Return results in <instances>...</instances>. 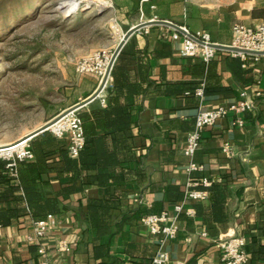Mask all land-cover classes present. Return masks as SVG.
<instances>
[{
  "label": "crops",
  "instance_id": "crops-1",
  "mask_svg": "<svg viewBox=\"0 0 264 264\" xmlns=\"http://www.w3.org/2000/svg\"><path fill=\"white\" fill-rule=\"evenodd\" d=\"M86 1L90 8L99 5L100 12L113 7L121 32L115 37L119 38L117 47L130 28L153 20L173 22L191 34L207 32L215 44L221 45L233 43L236 25L254 27L264 23V0H111L112 5L106 0ZM172 32L173 28L166 25L147 26L134 34L118 55L117 60L122 56L130 76L123 102L130 106L133 125L124 133L126 149L109 150L118 158L109 172L125 173V178L116 176L106 187L99 185L91 172L82 192L61 198L58 223L44 240L51 264H152L159 249L169 256L165 264H221L222 251L217 242L232 236L246 239L250 264H264V58L249 59L244 67L250 70L237 72L238 58L220 50L212 60L213 76L208 78L206 68L196 75L195 67L203 60L184 57L181 41L174 40ZM87 77V93L64 110L98 90L99 76ZM207 79L216 86L215 92L202 97L187 95L194 83L205 84ZM112 81L104 93L105 104L100 98L94 100L104 107ZM243 100L252 103L253 108L229 112L202 132L200 147L192 158L185 154L188 136L201 111L230 107ZM54 116L51 114L47 120ZM191 161L202 169L189 173ZM45 179H51L48 195L56 197L63 183L56 173ZM203 180L224 188L222 203L212 209L211 194L206 191L208 197L199 201L204 209L196 213L195 201L184 199L176 237L160 245L143 218L163 212L175 217L168 188L201 190L205 187ZM89 201L112 203L108 210L100 209L105 218L102 226L90 223ZM31 233L30 219L0 227V264L38 263L39 247L27 239ZM60 239L67 240L69 252L56 250Z\"/></svg>",
  "mask_w": 264,
  "mask_h": 264
},
{
  "label": "rangeland",
  "instance_id": "rangeland-1",
  "mask_svg": "<svg viewBox=\"0 0 264 264\" xmlns=\"http://www.w3.org/2000/svg\"><path fill=\"white\" fill-rule=\"evenodd\" d=\"M61 2L64 12L57 8ZM86 3L0 0V145L18 142L87 93V76L96 74L81 73L80 63L117 47L113 7L84 10ZM68 11L74 15L64 19Z\"/></svg>",
  "mask_w": 264,
  "mask_h": 264
},
{
  "label": "trees",
  "instance_id": "trees-1",
  "mask_svg": "<svg viewBox=\"0 0 264 264\" xmlns=\"http://www.w3.org/2000/svg\"><path fill=\"white\" fill-rule=\"evenodd\" d=\"M121 57L115 62L112 70L113 81L107 106L104 107L99 101H94L80 112L85 145L77 157L71 156L66 138H59L50 131H45L29 142V148L34 155L33 159L17 161L14 171L7 167V160L0 159V227L21 224L23 219L42 220L51 214L60 215L62 213L61 198L67 199L82 192L91 172L94 173L97 183L106 187L110 179L114 180L116 176V178H125V173L113 175L109 172V167L118 162L117 154L109 150L118 147L126 149L128 143L124 133L133 125L130 106L123 102L130 76L123 67ZM237 58L235 62L237 72L243 68L244 72H248L249 67H244L245 62ZM202 62L196 65L194 73L199 75L206 68L209 78L214 65L212 61ZM194 84V87L187 90V95H196L200 87H203L204 94L216 91V86L210 85L208 79L205 84L198 82ZM50 173H56V177L63 183L56 197H50L46 190L51 185V179L46 180L45 176ZM200 189L211 194L212 209L218 208L222 203L224 188L211 185ZM167 193L174 207L186 199V192L178 186L169 187ZM111 207L110 201H89L90 223L93 226H102L105 218L100 214V209L106 211ZM193 207L196 213L204 209L199 201H195ZM181 216L182 213L179 214V217ZM39 246L36 244L37 248Z\"/></svg>",
  "mask_w": 264,
  "mask_h": 264
},
{
  "label": "built area",
  "instance_id": "built-area-1",
  "mask_svg": "<svg viewBox=\"0 0 264 264\" xmlns=\"http://www.w3.org/2000/svg\"><path fill=\"white\" fill-rule=\"evenodd\" d=\"M172 37L174 40L181 41V52L186 58H198L209 63L214 59L219 50L215 47L216 44L207 32L198 31L195 34H191L187 30L181 32L173 28ZM230 46L251 52L230 51L235 57L241 58L244 62H247L251 58L256 61L264 58V23L254 27L236 25L234 27V40ZM114 52H99L83 60L79 65V71L81 73H94L99 76V87L102 84L103 87L97 98H100L103 104H105V90L112 80V70L108 75L107 72ZM203 94V87L198 88L196 95L202 97ZM242 96L245 98L246 93L243 92ZM252 108V103L243 100L230 107H218L201 111L197 116L194 131L188 136L185 154L192 158L200 147L202 132L227 117L229 112H244ZM80 112L81 109L72 110L70 108L60 112L49 121L51 123L47 130L59 138H66L68 140L69 152L72 157H77L85 145ZM225 149L228 150L229 146H226ZM33 157V152L29 148V141L19 142L12 147L0 149V159L8 161L7 167L11 171L15 170L17 161L31 160ZM201 169V165L191 161L188 172L192 173ZM202 183L205 186L211 185L208 180H203ZM207 197L208 193L206 191L196 189H188L186 191V200L189 201H200ZM184 203L185 201L175 206V217L170 216L168 212H163L161 214H151L143 218L144 225L152 235L159 238L160 245L176 237L179 231L178 215L184 211ZM57 223V215L52 214L42 220H31L32 233L27 239L30 242L40 245L38 253L41 259L36 264H51L48 261L49 249L44 245V240L48 237L52 228L56 227ZM217 245L222 251L221 264H250V258L246 251L247 241L244 237L232 236L221 239L217 242ZM56 250L59 252H69L71 246L67 240L60 239L57 243ZM168 260L169 256L167 252L159 249L152 263L165 264Z\"/></svg>",
  "mask_w": 264,
  "mask_h": 264
},
{
  "label": "water",
  "instance_id": "water-1",
  "mask_svg": "<svg viewBox=\"0 0 264 264\" xmlns=\"http://www.w3.org/2000/svg\"><path fill=\"white\" fill-rule=\"evenodd\" d=\"M57 8L61 11L64 12L63 9V5L61 3L58 4ZM90 9L89 7H86L84 10H88ZM73 15L69 14V15H65L64 13V19H70ZM152 24H160V25H166V26H170L172 28H175L181 32H184L185 30H183V28H181L180 26H178L177 24H174L173 22L167 21V20H153V21H149V22H141L137 25H135L134 27L130 28L126 34L124 35L123 39L121 40V42L119 43L117 49L114 52L112 61L110 63L107 75L110 74L111 70H113L114 64L117 60L118 55L120 54V52L122 51V49L124 48V46L126 45V43L128 42V40L136 33H138L141 29L150 26ZM215 47L219 50H226V51H243V52H248L251 53L249 51L246 50H242L236 47H232L230 45H221V44H216ZM106 80V78H105ZM103 87V84L98 88V90L92 94L90 97H88L87 99L75 104L74 106L70 107V109L74 110V109H81L83 107H85L86 105H88L89 103H91L92 101H94L95 99H97L101 89ZM51 122L46 123L44 126H42L41 128L31 132L30 134H28L26 137H24L23 141H30L31 139H33L34 137H36L37 135L45 132L48 130L49 126H50Z\"/></svg>",
  "mask_w": 264,
  "mask_h": 264
},
{
  "label": "bare ground",
  "instance_id": "bare-ground-1",
  "mask_svg": "<svg viewBox=\"0 0 264 264\" xmlns=\"http://www.w3.org/2000/svg\"><path fill=\"white\" fill-rule=\"evenodd\" d=\"M74 1V0H73ZM94 0H89V3H91V2H93ZM61 4L63 5V9H65V10H67V6H66V4L64 3V2H61ZM86 7H89L90 8V5H87ZM69 14H72V12H67V15H69ZM23 139H24V137L21 139V140H19L18 142H16V143H13V144H9V145H1L0 146V149H4V148H8V147H12V146H14V144H17V143H19V142H24L23 141Z\"/></svg>",
  "mask_w": 264,
  "mask_h": 264
}]
</instances>
